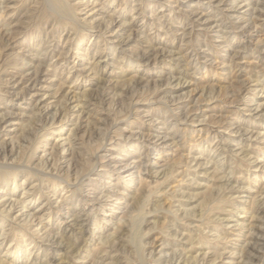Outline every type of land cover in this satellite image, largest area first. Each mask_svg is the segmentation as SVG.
Returning <instances> with one entry per match:
<instances>
[{
    "label": "rangeland",
    "instance_id": "1",
    "mask_svg": "<svg viewBox=\"0 0 264 264\" xmlns=\"http://www.w3.org/2000/svg\"><path fill=\"white\" fill-rule=\"evenodd\" d=\"M0 264H264V0H0Z\"/></svg>",
    "mask_w": 264,
    "mask_h": 264
},
{
    "label": "bare ground",
    "instance_id": "2",
    "mask_svg": "<svg viewBox=\"0 0 264 264\" xmlns=\"http://www.w3.org/2000/svg\"><path fill=\"white\" fill-rule=\"evenodd\" d=\"M50 16V15H49ZM26 141V140H25ZM215 164V163H214ZM10 169H12V168H10ZM95 171V170H94ZM28 193V192H27ZM32 220V219H31ZM32 222V221H31ZM136 235L139 237V232L137 231L136 232ZM141 235V234H140ZM132 236V235H131ZM137 236H135V237H137ZM138 237H137V239H138ZM141 237V236H140ZM102 242V241H101ZM105 244V243H104ZM137 244V243H136ZM151 255V254H150ZM142 256V255H141Z\"/></svg>",
    "mask_w": 264,
    "mask_h": 264
}]
</instances>
